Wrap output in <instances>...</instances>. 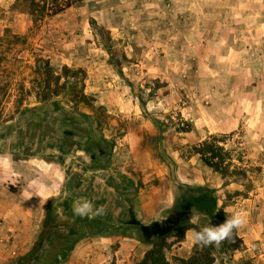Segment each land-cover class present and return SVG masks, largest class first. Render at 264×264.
I'll use <instances>...</instances> for the list:
<instances>
[{
	"label": "rangeland",
	"instance_id": "1",
	"mask_svg": "<svg viewBox=\"0 0 264 264\" xmlns=\"http://www.w3.org/2000/svg\"><path fill=\"white\" fill-rule=\"evenodd\" d=\"M160 2L83 0L53 14L51 0H0V137L23 159L79 148L77 162L98 142L108 154L97 160L102 194H118L113 176L132 174L134 207L165 227L173 223L163 212L186 186H208L217 214L181 218L191 229L169 261L215 242V264H255L264 235V0H226L220 9L239 32L229 42L243 49L231 59L209 50L206 0H177L172 11ZM42 58L57 74L64 66L79 71L80 82L41 102L34 79ZM210 136L241 155L240 173L225 177L194 153ZM83 175L70 181L88 193L93 183ZM11 252L5 264L24 253Z\"/></svg>",
	"mask_w": 264,
	"mask_h": 264
},
{
	"label": "crops",
	"instance_id": "2",
	"mask_svg": "<svg viewBox=\"0 0 264 264\" xmlns=\"http://www.w3.org/2000/svg\"><path fill=\"white\" fill-rule=\"evenodd\" d=\"M138 1L145 5L151 0ZM160 1L171 11L177 2ZM225 1L206 0L205 22L213 28V34L209 33L208 37L209 50L230 58L233 51L241 55L243 49H240V44L235 47L229 42L233 37L238 38L239 32L236 34L235 30L228 28V23L235 21L233 17L220 11L226 7ZM230 59H227L228 63ZM6 149L5 136L0 137V264L10 260L12 250L17 254L18 249L25 252L31 247L40 230L45 204L51 198H59L57 209L62 219H68L70 223V227L63 228L61 232L63 255L60 261L57 260L58 264H109L110 252H113L111 258L115 264H135L143 258L148 249L144 246L136 259L137 251L142 247L139 236L142 232L151 231L148 226L152 222L157 223V219L147 221L134 207L136 194H132V187L136 180L132 174L123 171V174H116L110 187L118 194H102L101 170L89 150L83 153L89 159L81 161L77 158V162L71 159L82 155L78 150L64 153L67 155L53 150L47 160L35 156L23 159L16 148L9 146ZM58 155H64L63 160ZM80 168L84 170V177L89 173L93 183V189L88 193L80 191L70 181L71 173L81 171ZM65 201H68V208L63 205ZM124 204L134 207L135 215L143 226L124 225L129 220ZM259 239L254 262L264 264V235ZM114 244L117 248L113 251Z\"/></svg>",
	"mask_w": 264,
	"mask_h": 264
},
{
	"label": "trees",
	"instance_id": "3",
	"mask_svg": "<svg viewBox=\"0 0 264 264\" xmlns=\"http://www.w3.org/2000/svg\"><path fill=\"white\" fill-rule=\"evenodd\" d=\"M80 1L83 0H51L53 14H58L70 8L75 2ZM40 60L39 62L42 65L36 70L37 76L34 82L36 83L35 87L39 89L37 97L41 102L51 101L71 88V86L77 85L79 71L64 66L63 72L57 74L49 60L43 58ZM71 97L76 102H84V99H86L84 93L79 95L75 91H73ZM78 97H80L79 100H77ZM18 111L19 109L17 113ZM220 142L221 140L216 136H210L197 144L193 151L207 167L219 174L225 177L237 175L241 171V166L237 164L241 160V155L237 156L233 151L226 150ZM75 150H79V148H75ZM86 150L91 151L93 160H100L108 155L107 150L95 141ZM59 151L61 154L68 152L66 147H60ZM64 155H58L57 157L63 160L62 156ZM77 185L79 187V182H77ZM59 202V198H51L46 202L44 217L35 240L31 247L18 257L14 264H58L57 260H61L63 255L61 246L63 235L61 232L63 228H69L70 223L68 219H62L61 213L57 209ZM65 202L62 204L66 206L65 208H68V201ZM124 205L129 214V220L124 225L143 226L135 215L134 207L127 204ZM63 210L61 209V211ZM218 210V200L208 186H186L175 197L171 207L163 212L167 216V221L172 222L173 225L165 227L155 223L151 227L148 226V230L151 231H145L140 234V242L148 246V249L145 251L143 258L135 264H171L167 257V252L176 244L184 241L186 233L191 229L190 223L180 219L191 216L211 219L217 214ZM219 239H222V232L219 233ZM216 254L215 242H201L195 245L190 257L177 258V261L179 264H215ZM244 264H252V262L247 260Z\"/></svg>",
	"mask_w": 264,
	"mask_h": 264
}]
</instances>
